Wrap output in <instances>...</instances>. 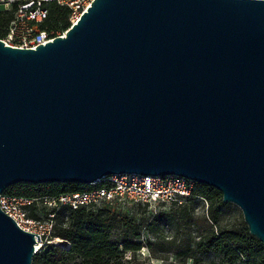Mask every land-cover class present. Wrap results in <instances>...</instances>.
<instances>
[{"label":"water","instance_id":"water-1","mask_svg":"<svg viewBox=\"0 0 264 264\" xmlns=\"http://www.w3.org/2000/svg\"><path fill=\"white\" fill-rule=\"evenodd\" d=\"M124 173L214 187L264 243V0H93L46 44L0 39V195ZM35 234L0 207V264Z\"/></svg>","mask_w":264,"mask_h":264},{"label":"trees","instance_id":"trees-1","mask_svg":"<svg viewBox=\"0 0 264 264\" xmlns=\"http://www.w3.org/2000/svg\"><path fill=\"white\" fill-rule=\"evenodd\" d=\"M49 18L44 24L47 29L66 31L71 22L70 9L57 3H49ZM13 11L0 9V39H2L13 19ZM104 183L86 185L83 183H16L6 189L15 196L40 197L61 193L86 191ZM204 197L208 203L206 221L210 229L201 234L199 240L189 241L187 258H193L195 264L203 257L214 256L221 264H264V243L250 233L246 223L241 230L220 226L223 208L227 204L222 193L216 188L196 184L194 193L182 201H174L177 215L165 212L155 214L151 222L139 221L123 210H93L82 206L78 209L62 207L55 211V230L53 237L67 240L69 244L44 243L33 256V264H134L138 262L137 252L144 246L152 249L161 240H142L144 230L155 235L162 222L188 220L194 208L193 200ZM54 211V209L52 210ZM48 208L32 207L31 216L40 218L47 215ZM217 227L215 230L214 227ZM200 254L201 257L197 258Z\"/></svg>","mask_w":264,"mask_h":264},{"label":"built area","instance_id":"built-area-1","mask_svg":"<svg viewBox=\"0 0 264 264\" xmlns=\"http://www.w3.org/2000/svg\"><path fill=\"white\" fill-rule=\"evenodd\" d=\"M93 0H0V9L13 11L8 30L2 41L15 47L36 48L50 42L66 31L44 27L49 18V3H57L70 9L69 19L77 21ZM195 181L178 175H142L137 173L114 174L97 184L103 186L91 190L44 195L40 197L15 196L6 191L0 195V207L26 231L40 235V242L54 243L56 237L55 211L62 207L78 209L82 206L93 210L126 206L157 208L174 201H182L194 193ZM48 208V214L40 218L31 216L32 207ZM54 209V211H52ZM123 210V209H122ZM35 234V235H36ZM37 238V235H36ZM37 246V245H36ZM36 251H38L36 249Z\"/></svg>","mask_w":264,"mask_h":264},{"label":"rangeland","instance_id":"rangeland-1","mask_svg":"<svg viewBox=\"0 0 264 264\" xmlns=\"http://www.w3.org/2000/svg\"><path fill=\"white\" fill-rule=\"evenodd\" d=\"M71 25L72 21L70 20ZM195 187H196V182ZM227 206L223 208V213L221 216L220 226L222 228H233L236 230H241L244 227L243 221L244 216L242 210L237 205L225 202ZM209 203L204 197H200L193 200V205L190 207L194 208L192 211L191 218L188 220L172 222H162L155 235L149 234L144 230L142 240L146 241L157 240L162 242V244L155 245L152 249L144 246L140 251L137 252L138 262L137 264H195L193 258H187V244L189 241L195 242L199 240L201 234L206 233L210 229L209 223L206 221L208 216ZM117 210H122L123 212L137 218L139 221L151 222L153 216L159 212H165L169 215H177L174 210L175 206L173 204H166L161 207L148 208L144 206H126ZM246 223V222H245ZM247 225V224H246ZM215 230L217 227H214ZM56 242L63 246H67L69 242L62 238L56 237ZM42 246L44 242H41ZM201 255L198 254L197 258ZM136 264V263H134ZM197 264H221L215 261L214 256L203 257L202 260L199 259Z\"/></svg>","mask_w":264,"mask_h":264},{"label":"bare ground","instance_id":"bare-ground-1","mask_svg":"<svg viewBox=\"0 0 264 264\" xmlns=\"http://www.w3.org/2000/svg\"><path fill=\"white\" fill-rule=\"evenodd\" d=\"M75 22H76V21H75ZM41 247H42V243L39 241V242L37 243L36 249L39 250Z\"/></svg>","mask_w":264,"mask_h":264}]
</instances>
